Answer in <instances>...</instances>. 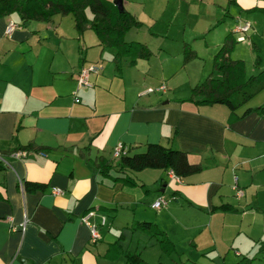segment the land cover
Here are the masks:
<instances>
[{
    "label": "crops",
    "instance_id": "0c3cea01",
    "mask_svg": "<svg viewBox=\"0 0 264 264\" xmlns=\"http://www.w3.org/2000/svg\"><path fill=\"white\" fill-rule=\"evenodd\" d=\"M123 7L142 23L125 39L141 41L135 34L145 28L142 37L150 39L141 42L158 39L160 46L147 44L149 57L120 70L114 49L98 45L90 28L77 32L69 14L0 16V264H126L128 252L160 264L183 251L188 261L213 251L225 261L229 252L217 249V224L237 229L235 238L244 232L264 242V88L231 110L179 102L189 94H178L183 89L174 79L187 66L185 45L197 39L211 58L203 77L213 74V56L230 33L235 45H249L234 46L231 55L246 54L255 67L257 48L255 68H264V0H123ZM9 21L16 27L7 34ZM244 23L249 29L237 40L234 28ZM90 63L101 70L90 87H79L77 73ZM160 85L165 89L147 91ZM117 143L128 154L161 143L201 168L179 180L164 168L120 170L112 153ZM24 146L30 147L15 150ZM100 155L112 164L107 174L93 164ZM25 180L45 187L25 190ZM161 197L166 204L155 207ZM88 211L96 224L105 217L96 243L81 222ZM142 221L164 231L174 250L164 252L151 232L135 226ZM242 243L232 247L234 264L252 259Z\"/></svg>",
    "mask_w": 264,
    "mask_h": 264
},
{
    "label": "trees",
    "instance_id": "16d2710c",
    "mask_svg": "<svg viewBox=\"0 0 264 264\" xmlns=\"http://www.w3.org/2000/svg\"><path fill=\"white\" fill-rule=\"evenodd\" d=\"M17 12L23 21L51 20L54 15H71L77 32L85 29L93 30L98 45L113 48V61L120 70L121 65H131L138 58H147L151 50L141 41H127L125 34L133 27L141 26V22L128 10L119 11L110 0H0V16ZM90 13V16L88 15ZM236 40L227 34L213 56V68L218 75H207L201 82L195 84L186 98L179 102H194L197 104H224L233 110L253 97L264 88V68L247 75L245 61L231 57ZM254 65H260L259 49L255 48ZM194 50L185 45L184 62L195 56ZM263 109V108H259ZM30 146L17 147L15 150L28 149ZM120 170L141 171L146 168H164L179 177H184L200 170L198 164L188 161L186 154L176 148L161 143H147L144 151L134 154H122L118 157ZM101 174H107L112 168L110 161L102 155L93 161ZM126 182L133 183L130 179ZM25 190L43 189L45 185L39 182L25 180ZM137 227L151 232L160 243L164 252L174 250L172 242L164 231L154 224L142 221ZM126 264H149L138 252L126 254Z\"/></svg>",
    "mask_w": 264,
    "mask_h": 264
},
{
    "label": "rangeland",
    "instance_id": "374dc122",
    "mask_svg": "<svg viewBox=\"0 0 264 264\" xmlns=\"http://www.w3.org/2000/svg\"><path fill=\"white\" fill-rule=\"evenodd\" d=\"M88 15L90 16L89 12H88ZM144 31H145V28L139 29L138 32H136L135 34V36H137L135 38H139L138 40H141V41H143L142 38H146L144 40L150 39L148 37H142V36H145V34L143 35ZM89 33L93 34V31L90 30ZM189 43H190L189 46L192 49H194V51L196 52V55L191 60L188 61L189 63L186 62L187 66L185 65L186 66L185 68L180 67V69L176 72L175 78H174L176 82L180 84L179 87L183 89L181 92L178 93L181 95L189 94V92L187 91L189 84H191L192 82H197L198 80H201V79L203 80V78H205L203 77L205 74L204 69L207 68V66L209 65V61L211 59L208 56L209 50H206V46L203 40L197 39L195 41H190ZM147 44L153 50H158L157 48H159L160 46L158 39H151V41H149ZM235 46L238 47V49H241L242 51L247 50V48L249 47L248 44H239V43H237ZM263 50H264V46H263ZM234 56L235 54L233 53L231 57L234 58ZM242 56L243 57H240V58L245 61L246 74L250 75V74L256 73L257 69L253 66V60L251 59V57L250 58L247 57L246 54ZM262 56L264 57V51L262 52ZM263 64L264 63H262V65ZM202 67H205V68H203V70L201 71ZM213 74L215 76L218 75L216 70H213ZM217 226L218 227L216 226L213 227L214 231L216 232L215 234H216L217 249L219 251L226 249L229 252L227 253V259L225 261L223 259H222L223 261L218 259L217 254L214 251L208 253V256H209L208 259H200L196 261V260H193L192 258L191 261L190 260L188 261L187 257L189 253L187 251H183L182 253L179 252V254H176V253L171 254V256H168L167 258H165V260H163L162 263L160 264H234V261H236V258H234L233 253L236 248L232 249V247H239L240 242H243L242 243L243 249H245L248 245V250H249L248 255H250L252 258L250 260V264H264V242L263 241L259 243L254 242V241L252 242L251 240L247 239L244 232H240L238 234L239 235L238 238H235L234 236H236L237 229L231 230V229H228V226H225V228L221 230L219 228L221 227V225L219 226L217 224ZM242 230H244L245 232L247 231V229L245 228H243ZM218 234H220V236H218ZM212 256L215 259H212Z\"/></svg>",
    "mask_w": 264,
    "mask_h": 264
},
{
    "label": "built area",
    "instance_id": "2783aa9c",
    "mask_svg": "<svg viewBox=\"0 0 264 264\" xmlns=\"http://www.w3.org/2000/svg\"><path fill=\"white\" fill-rule=\"evenodd\" d=\"M16 27L15 23L13 21H9V23L7 24V28H6V33H10L14 28ZM249 29V24L248 23H244V24H239L234 28V32H236L237 34H239L240 36L237 37V40H243L244 36H242L243 32L247 31ZM101 70V67L99 64L97 63H90L88 65H83L80 67L77 76H76V81L79 87H90L92 85V80L91 77L98 73ZM165 86L164 85H160L157 89H152L149 88L147 91L148 92H153L154 90H164ZM75 101H79L78 98H75ZM127 151V147L125 145H123L122 143H117L114 147H113V156L114 157H120L122 154H125ZM17 155L20 154V152H16ZM171 175L172 177H174L176 180H179V176H177L176 174H174L172 171ZM20 186L23 188V184L22 182L20 183ZM233 189H235L236 191V195L238 197L243 195V192L241 189H239L236 185L233 187ZM52 192L54 194H61L63 193L61 189L58 188H53ZM166 204V200L163 199L162 197L157 199L154 202V206L155 207H161L163 205ZM93 211H88L87 213H85L82 217H81V222L84 223L87 228L89 229V233H90V241L92 243H96L97 241H99V239L101 238V233L99 231V225H102L103 223H105V217H102L100 224H96L94 222H92L90 220V218L93 216ZM26 222L24 221L22 226H21V230L25 229L26 226ZM238 254V253H236Z\"/></svg>",
    "mask_w": 264,
    "mask_h": 264
},
{
    "label": "water",
    "instance_id": "95a60500",
    "mask_svg": "<svg viewBox=\"0 0 264 264\" xmlns=\"http://www.w3.org/2000/svg\"><path fill=\"white\" fill-rule=\"evenodd\" d=\"M113 3L116 5L119 11H123V0H113Z\"/></svg>",
    "mask_w": 264,
    "mask_h": 264
}]
</instances>
